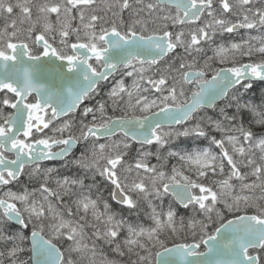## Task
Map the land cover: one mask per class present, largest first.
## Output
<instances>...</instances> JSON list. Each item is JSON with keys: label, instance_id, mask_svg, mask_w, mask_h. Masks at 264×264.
Wrapping results in <instances>:
<instances>
[{"label": "rangeland", "instance_id": "rangeland-1", "mask_svg": "<svg viewBox=\"0 0 264 264\" xmlns=\"http://www.w3.org/2000/svg\"><path fill=\"white\" fill-rule=\"evenodd\" d=\"M155 13L151 0H0V39L16 36L32 41L38 32L49 37L62 33L94 35L110 28L126 35L148 34L154 29ZM170 64L154 68L132 62L124 66L122 74L104 89L107 108H95L93 116H75V125L78 128L83 122L104 123L114 117L146 115L164 106L179 105L185 100L186 90L168 85L154 93L150 85L153 77L174 82L179 74L176 70L168 74ZM229 109L235 114L241 112L239 105L232 104L214 108L211 113L199 110L184 124L160 128L158 140L150 146L131 148L133 143L122 135L103 144L86 141L70 166L28 169L26 178L39 180L37 186L20 191L18 197L28 221L33 228L39 227L43 234L61 241L66 254L63 264H73L74 251L79 261L87 264H155V254L167 233L193 232L196 226L203 233L208 231L209 221L218 226L226 213L246 207L264 209V114L257 115L255 129L246 130L235 116L227 118ZM208 129L216 134L210 136L212 146L221 144L224 154L211 148L169 150L175 138L203 134ZM126 154L129 156L125 158ZM116 159H120L116 177L133 204L141 195L153 203L147 222L137 218L130 224L127 219L115 218L107 212L106 196L92 195L89 186L83 188L82 180L58 173L68 166L71 171L84 170L90 179H101ZM171 182L192 183L197 193L209 198L203 208L188 209L191 219L186 223L170 201L163 205L162 186ZM259 212L264 214V210ZM4 219L0 210V264H30L23 231L9 235Z\"/></svg>", "mask_w": 264, "mask_h": 264}, {"label": "water", "instance_id": "water-1", "mask_svg": "<svg viewBox=\"0 0 264 264\" xmlns=\"http://www.w3.org/2000/svg\"><path fill=\"white\" fill-rule=\"evenodd\" d=\"M179 8L184 17L182 21L195 20L200 7L192 0H156ZM197 4V3H196ZM106 48L91 51L85 45L75 44L73 49L79 58L72 60L60 58L52 46L43 42L41 34L36 35V43L44 47L41 55L31 57L24 43L9 45L12 53L8 57L0 54V91L11 89L18 95L14 107L21 104L30 94H36V108L50 106L57 110V118H62L77 108L98 83L105 82L120 66L129 64L133 59L155 64L175 49L169 42L167 34L162 36H142L131 33L123 36L116 30H110L101 36ZM90 59L101 60L104 64L97 73L89 65ZM243 70L230 74L221 70L208 82L200 85L197 93L190 95L189 100L179 106H164L146 115L114 117L100 127H90L88 136L98 140L122 134L132 142L150 145L158 138V130L162 127H174L185 123L198 109H212L222 100L228 90L241 80L247 78ZM190 72H187V75ZM187 77V76H186ZM264 79V78H263ZM158 83L153 81L152 86ZM29 120H21L15 115L8 123L7 133H0V147L5 152L14 153L13 160H6L0 153V184L8 182L2 177L5 172L10 180L20 177L23 166H32L47 161H61L78 149L79 144L72 138L64 141L65 146L57 152H52L59 142H35L27 151L20 146L11 147L19 133L30 132ZM47 123H42L40 130ZM118 160L111 163L115 167ZM107 180L113 185L112 201L118 205H130L127 194L124 193L116 180L114 171L106 173ZM192 184L166 183L163 190L171 195L180 207L196 203L203 206L205 196H195ZM0 208L10 223L24 225L22 215L6 200H0ZM264 242V218L253 214H242L232 217L215 229L213 235L202 242L205 250L197 252L198 245L178 243L159 250L155 254V264H259L257 254L247 255L249 249H260ZM31 264H62V250L49 241L37 230L29 234Z\"/></svg>", "mask_w": 264, "mask_h": 264}, {"label": "flooded vegetation", "instance_id": "flooded-vegetation-1", "mask_svg": "<svg viewBox=\"0 0 264 264\" xmlns=\"http://www.w3.org/2000/svg\"><path fill=\"white\" fill-rule=\"evenodd\" d=\"M195 5L200 7L199 15L195 20L187 22L182 21L184 13L173 6L167 4H160L156 0H151V5L156 11L152 19L153 31L146 34L140 33L143 36L154 35L162 36L167 34L169 41L175 45L176 49L168 53L160 61L155 64H151V67L158 66H169L172 65L168 74H173L172 71L176 70L179 76H176L174 82H168L163 79L158 81L159 85L156 88H152L154 93L157 90L166 86H171L175 89H184L187 92L184 95L185 103L189 100L190 95L195 94L199 89L200 85L208 82L213 76L217 75L221 70H228L230 74L236 73L239 69L245 73V79L241 80L238 84L234 85L228 90L226 96L215 104L214 108L221 106H227L228 104L244 105L245 103L250 104L253 100V91L256 95L261 94V100L264 99V0H192ZM197 3V4H196ZM157 14V15H156ZM117 30L120 34L128 36L121 32L119 29L110 28L102 31L100 34H56L51 37L38 32L33 36V40L29 41L23 37L16 36H5L0 39V54H4L8 57L11 56V49L9 45L24 43L28 49V55L31 57L39 56L43 53L44 47L36 43V35L41 34L43 42L49 44L54 49V52L60 58H68L70 60L79 58L73 49V45L82 44L85 45L91 51H100L106 48L105 42L101 36L103 33L109 30ZM12 30V29H11ZM10 31V28H9ZM138 33V32H137ZM91 68L97 73L102 69L103 62L98 59H90L88 61ZM176 67V69L173 67ZM120 67L115 74H113L108 80L102 83H98L96 88L84 97L83 102L77 108L76 111L69 113L68 115L57 118V110L50 106H43L36 108L37 96L36 94H30L27 98H24L22 103L14 107L18 95L11 89H3L0 91V133H7L10 127L8 121H10L15 115H18L20 119L29 120L30 132L25 136L23 133H19L16 140L12 143L11 147L20 146L24 151H27L30 144L35 142H59L53 149L52 152H57L62 149L65 144L64 141L67 138H72L79 144L78 149L72 152L69 156L64 158L62 161L46 162L43 164H36L34 166H24L22 175L15 181H9L7 184L0 185V199H5L10 202L15 210L19 212L23 221L25 222L24 231L27 230L25 235L26 242L31 230L36 227H32L27 219V214L23 210L19 203L20 191L25 192L28 181L31 179L26 178L25 172L28 169H33L36 166L51 165L55 167H62L65 165L70 166L75 161L79 152L83 149V145L86 141H94L96 143H104L105 140H97L93 136L87 135V130L90 127H100L104 123H93L83 122L78 128L75 125V116L78 119L84 117V114L93 116L95 108L106 109L107 100L105 99L104 89L122 74ZM166 72V71H164ZM187 72L191 74L187 75ZM187 76V77H186ZM155 80L156 77H153ZM172 90V89H171ZM200 110L206 111L202 108ZM199 111V110H198ZM197 111V112H198ZM196 112V113H197ZM229 112V111H228ZM211 113V112H208ZM228 113H224L226 116ZM223 115V114H222ZM236 117V120H243L242 117H246L247 120L258 119L257 115L252 114H235L229 112L227 118ZM239 116V118H237ZM261 116V115H260ZM42 123H47V126L40 130ZM67 123V124H65ZM1 151V148H0ZM83 155V154H82ZM2 156L8 160L14 159L15 155L12 152H2ZM120 162V159H119ZM111 165V163H110ZM59 170L58 173L63 175L67 174L65 171L67 167ZM117 167V166H116ZM110 168L114 171L116 176L115 168ZM70 170V168H69ZM109 169L106 170V173ZM98 177L96 180L107 178ZM3 176L7 178L6 173ZM72 178H75L71 176ZM117 178V177H116ZM92 180V179H90ZM118 180V179H117ZM109 183V182H108ZM99 185V182H95V185ZM83 188H87L92 194H99V190L93 188L88 182L82 181ZM194 185V184H193ZM122 187V186H121ZM101 188V187H100ZM112 188V186H111ZM123 189V188H122ZM105 190L108 191V188ZM75 191V190H74ZM94 191V192H93ZM97 192V193H96ZM193 192L196 195H201L196 192V186L193 187ZM101 194V193H100ZM190 207H197L192 204ZM183 214L187 215L188 209H184ZM2 211V210H1ZM3 212V211H2ZM178 213V212H177ZM240 214H251L243 211H233L226 213L224 218L236 217ZM222 221V220H221ZM216 225L214 221L210 223ZM26 223L29 225L26 226ZM26 227V228H25ZM41 228H36L40 231ZM28 244V243H27ZM264 247V246H263ZM28 248V255H29ZM263 250V248L261 249ZM261 252V251H260ZM259 251L253 249L248 250V255L254 253L260 254ZM30 261V255H29Z\"/></svg>", "mask_w": 264, "mask_h": 264}, {"label": "trees", "instance_id": "trees-1", "mask_svg": "<svg viewBox=\"0 0 264 264\" xmlns=\"http://www.w3.org/2000/svg\"><path fill=\"white\" fill-rule=\"evenodd\" d=\"M253 100L250 104L245 103L244 105H239V109L241 112H237V114H252V115H257V114H264V99L261 100V94L256 95L253 91ZM236 105V106H238ZM230 112H233V109H229ZM243 120H237L238 123L242 124L246 130L247 129H255L254 124L256 121V119H251V120H247L246 117H242ZM245 121V122H244ZM248 123V124H247ZM211 134L216 135L213 131H210L209 129L203 133V134H191V135H185V136H180L175 138V140L170 144V148L169 150L171 152H189L195 148H199V149H205V148H211L212 150L218 152V148L216 146H212V142L209 141ZM135 144H132L131 148L135 147ZM129 154H126L125 158L128 157ZM226 168H229L228 165L225 166ZM67 173V175H74L76 180H82L85 181L86 183L88 182L90 185L93 186L94 190L98 189L99 192L101 191V195L106 196L107 200L109 201V206L107 207V212L114 216L115 218H121V219H127L128 222L130 224H134V222H136L135 220L137 218L144 220L143 222H147L145 220H147V215H148V210L151 209L152 207V202L149 200V197H147L146 195H141L139 197H136L134 204H132L131 207H124V206H120L118 204H115L111 201L110 198V192H111V185L105 180H99L97 181L96 179L98 177H96V179H92L90 180L89 174L85 173L84 170L82 171H78V170H74L71 171V169H67L65 171ZM39 180L36 179H32L31 181H28V185H27V189H32L35 186H37V182ZM95 182H99V185H95ZM97 188H96V187ZM106 188H108V191L105 190ZM162 193V198L165 199V204L168 201H170L175 207V209L177 210V212L181 215V218L184 220V223H186V220L188 219V215L183 214V212H185L184 209H180L171 199L170 196L166 195ZM105 194V195H104ZM153 201L155 200L154 198L152 199ZM155 207V205H153ZM260 210H264L263 208L256 206V207H246L245 212H251V213H259ZM242 211V210H241ZM133 213H138V215H133ZM180 217V216H179ZM3 223L5 226V229L7 231V233L9 235H14L16 234L18 231H20V229L14 225H12L11 223H9L6 219L3 220ZM27 232V230H25V233ZM211 232V228L209 227L208 231H204L203 233L199 231V227L196 226V231H181L178 230L176 234H169L167 233L164 236V241L162 242L161 246L164 245H169L171 243H175V242H190V241H195L197 243H201V240L203 237L209 235ZM47 234V235H46ZM45 235L48 237H51L50 239L52 241H54L57 245H59V247L63 250L64 252V259H65V251L63 249V245L61 243L60 240H58L55 237L50 236L48 233H46ZM164 243V244H163ZM25 245H28L26 240L24 241ZM157 249H155L154 252H156ZM75 256L74 262L73 264H87L85 263V261L83 263H81V261H79V259L77 258V251H74L72 253ZM154 254V253H153ZM64 262V260H63ZM261 264H264V259L261 260Z\"/></svg>", "mask_w": 264, "mask_h": 264}, {"label": "bare ground", "instance_id": "bare-ground-1", "mask_svg": "<svg viewBox=\"0 0 264 264\" xmlns=\"http://www.w3.org/2000/svg\"><path fill=\"white\" fill-rule=\"evenodd\" d=\"M244 122H245V121H244ZM247 124H248V123H247ZM217 129H218V128H217ZM222 131H224V130H222ZM64 175H65V174H64ZM66 175H67V174H66ZM72 176L74 177V175H72ZM91 186H92V185H91ZM95 187H96V186H95ZM96 188H97V187H96ZM99 188H100V187H99ZM99 188H98V189H99ZM93 192H94V191H93ZM91 193H92V192H91ZM96 193H97V192H96ZM100 193H102V192L100 191ZM100 193H99V194H100ZM87 195H88V194H87ZM92 195H93V194H92ZM104 195H105V194H104ZM89 196H91V195H89ZM102 196H103V195H102ZM93 197H94V196H93ZM98 197H99V195H98ZM95 198H96V197H95ZM97 199H98V198H97ZM100 200H101V199H100ZM97 201H98V200H97ZM102 201H103V200H102ZM152 216H153V215H152ZM128 223H129V222H128Z\"/></svg>", "mask_w": 264, "mask_h": 264}]
</instances>
